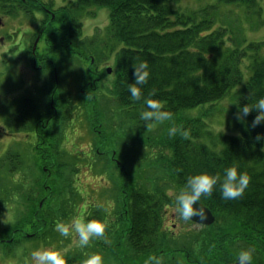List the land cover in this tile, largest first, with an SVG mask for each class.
<instances>
[{
    "label": "trees",
    "instance_id": "trees-1",
    "mask_svg": "<svg viewBox=\"0 0 264 264\" xmlns=\"http://www.w3.org/2000/svg\"><path fill=\"white\" fill-rule=\"evenodd\" d=\"M179 1L75 2L80 8H107L110 36L122 44L116 54L119 78L113 94L121 114L116 126L125 125L123 122L128 119L129 128L131 124L134 127L133 123L137 127L146 126L140 119L142 111L146 110L143 103L132 101L128 92V85L135 80L133 64L141 61L148 62L150 72L148 82L142 88L143 96L147 97L155 89L157 94L152 99L162 103L164 110L172 115L170 121L154 124L150 128L155 131L158 127L166 126L167 132L164 138L149 135L148 141L152 147L160 150L157 151V159L149 158L142 176L137 178L132 174L130 177L121 168L123 183L119 189L121 198L114 244L117 247L118 242L122 241L127 250L167 257L166 264H232L237 252L251 248L253 264H264V139H255L257 135L264 137V122L253 127L258 114L253 110L244 117L239 126L242 129L237 135H214L202 118L208 116V113L204 114V107L227 97L232 98L237 111V105L252 106L264 98V53L261 55L264 40H242L237 44L225 28L212 29L214 21L207 18L209 14L206 11L200 14L202 18L197 13H184L175 7ZM217 2L240 4L248 10L257 8V13L262 10L257 4L258 0ZM250 52L252 55L249 56ZM248 57L250 62L245 73L242 65ZM197 107H200V114L192 116L189 112ZM121 127L127 130L126 126ZM173 128L175 134H170ZM0 162H3V158ZM233 165L250 178L244 194L226 201L221 197L218 184L210 198L200 201L213 213L214 223L198 225V230L186 233V239L179 242L171 228L165 226L167 209L174 207L175 200L168 191L173 190L177 195L188 176L203 172L222 175L224 168ZM71 166L73 170L77 169L73 163ZM58 170L62 187L57 200H62L61 205L67 198L65 188L70 186L73 170L66 178L62 173L67 170ZM17 171L18 167H15L12 172ZM3 202L0 200V211ZM47 211L41 215V209L35 211L41 225L40 231L45 227L47 230L57 222L51 209ZM173 215L170 214V219ZM26 220L29 219L17 218V224L13 225L17 228L30 225L24 222ZM178 256L183 257L180 263L176 259ZM146 258L137 261L123 257L121 260L125 264H146ZM68 264H80V261L70 256Z\"/></svg>",
    "mask_w": 264,
    "mask_h": 264
},
{
    "label": "rangeland",
    "instance_id": "rangeland-1",
    "mask_svg": "<svg viewBox=\"0 0 264 264\" xmlns=\"http://www.w3.org/2000/svg\"><path fill=\"white\" fill-rule=\"evenodd\" d=\"M51 2L54 11L67 9L64 7L66 5L71 8L73 23H76V25L73 24V30L76 32L81 29L82 32L79 37L73 39L78 43V46L74 49V55L67 56L71 58V62L65 66L58 63V67L61 68L59 73L65 69L62 73L67 76L62 77V81L72 84L73 94L72 97H69L70 102L66 103L64 99L59 105L55 103L58 110L57 116L49 124V130H41L42 148L44 146L48 148L46 143L52 142V140H56L55 142L58 143V147H54L52 161L48 158L33 160L34 157L38 158L37 155H34L33 150L29 154L26 153L24 160L20 161L19 158L17 160L20 148L18 149V145L13 140H8L5 137L6 133L4 134L6 131L16 134V137L21 136L20 131L18 132L5 124L3 96L6 77H0V158L5 154V148L10 145L9 155H12L9 157V162H5V159H3L4 162H0V200L4 201L1 205L2 213L0 215L1 238L7 240L15 233L16 240L19 239L14 245H6L8 241L0 242V264H24L25 258L30 257L31 251L42 245L53 247L69 245V240L60 237L53 230L55 223L47 230L45 227L43 231H40L41 225L32 219L35 211L39 209H41L40 215L46 214L47 210L51 209L50 212L55 215L56 221H68L77 215L85 216L89 220L94 217L95 219H102L104 216L110 217L111 223L106 229L103 239L92 241L91 246L85 250L73 248L70 256L77 257L80 264L85 253L93 252L102 254L105 264H125L121 260L123 257L137 259V261H142L147 257L146 260H148L149 255L127 250L122 241L118 242L117 247L114 244L117 236L114 232L117 227L116 218L120 209L119 189L123 183L120 174L121 168H123L130 177L132 174L137 178L142 176L143 168L150 160L149 158L157 159V151L160 150L152 147L148 141L149 135L164 138L167 127H158L152 131L151 127L146 129V126L137 127L136 123H133L135 128H132V124L129 128V119L123 122L125 125H121L126 126L127 130L116 126L121 115L119 103L113 95L112 84L114 85L116 77L107 76L103 69L106 66L112 70L113 74L117 72L116 54L122 44L112 39L108 31L109 10L95 6L80 8L76 6V0H51ZM2 4L3 0H0V17L5 10ZM257 4L262 9L259 13H257V8L248 10L240 4H222L217 0H180L175 7L184 13H197L199 18H202L200 14L206 11L209 14L207 18L214 21L212 29L225 28L229 36H232L239 44L242 40L248 42L264 40V0H258ZM40 18L49 21L48 16L40 15ZM59 28L60 23L54 24L50 28L51 32L47 30L43 38L49 35V40L55 41ZM58 53L45 49V46L42 48L43 58L55 60L65 56L63 51L58 50ZM263 53L262 51L261 55ZM250 55H252L251 52ZM91 57L100 59V64L106 62L103 67L101 66L97 70L99 73L96 72L97 66H91ZM249 62L248 57L242 65L245 73ZM88 65L90 72L87 77H83ZM98 74L102 75L101 80L93 88L92 83ZM44 85L50 93L54 86L53 77H47ZM83 90L84 93L88 92L89 94L83 96ZM49 101L48 97L44 108L50 113ZM232 101V98L227 97L203 108L206 111L204 114L208 113V116H202V118L208 124L209 131L214 135L218 133L237 135L240 133L242 128L239 126L244 119L243 121L237 119L238 111ZM230 103L232 104L229 105ZM199 109L200 107L193 108L189 113L192 116H197L200 114L198 113ZM127 133L129 134L126 136ZM9 135L11 134L9 133ZM82 149H85L89 155L82 154ZM42 154L44 155V153ZM72 163L76 165L77 169L73 170ZM15 167H18V171L13 173ZM60 168L67 170L66 173H62L65 178L70 175L69 171L73 170L69 179L70 186L65 188L67 194L64 195L67 198L61 205L59 204L62 200H57L58 191L62 187L58 174ZM140 168L142 169L139 170ZM168 193L175 199L176 193L173 190H169ZM31 198L32 202H30ZM28 205L34 209V213L31 212ZM172 209L173 207L167 209L165 226L171 228L173 236L179 242H183L186 239V233L190 234L189 232L198 230V224L184 222ZM172 213L174 215L170 219ZM26 217L29 220L24 222H29L30 225H22L17 228L15 226L17 218L21 220ZM14 223L15 225H13ZM43 226L45 225L43 224ZM24 239L31 240L23 241ZM18 243L20 244L18 245ZM162 258L166 264L167 257ZM176 259L180 263L183 257L178 256ZM129 264L136 263L130 262Z\"/></svg>",
    "mask_w": 264,
    "mask_h": 264
},
{
    "label": "flooded vegetation",
    "instance_id": "flooded-vegetation-1",
    "mask_svg": "<svg viewBox=\"0 0 264 264\" xmlns=\"http://www.w3.org/2000/svg\"><path fill=\"white\" fill-rule=\"evenodd\" d=\"M2 5L5 10L0 17V77H6L3 96L4 120L6 126L20 131L21 136L16 137V134L6 131L4 134L6 133L8 140H13L18 145V149L20 148V161L24 160L26 153L29 154L31 150L38 156L33 160L48 158L52 161L54 147H58V143L52 140L46 143L48 148H42L41 130H49V124L57 116L55 103L59 105L64 99L66 103L70 102L69 97L73 94L72 84L62 81V77H67L62 73L65 69L59 73L61 68L58 67V63L65 66L71 62V58L67 56L74 55V49L78 46L73 40V17L67 5L64 6L67 9L54 11L51 0H3ZM40 15L48 16L49 21L41 19ZM57 23H60V28L59 33H56V40L50 41L49 35L46 36L47 39L43 38L44 33L47 30L51 32L50 28ZM43 46L45 49L56 51V54H59L58 50L63 51L65 56L55 60L43 58ZM90 63L93 67L97 66L96 72L99 73L97 70L106 62L100 64V59L97 61L92 58ZM103 71L107 76L117 77L112 71L109 72L106 66ZM89 72L88 65L83 77H87ZM47 77H53L54 86L50 93L44 85ZM101 77V74L97 75L92 83L93 88L100 82ZM82 93L83 96L89 94L84 93V90ZM48 97L50 113L44 108ZM10 146L5 148L4 153L9 152ZM82 154L89 155L85 149H82Z\"/></svg>",
    "mask_w": 264,
    "mask_h": 264
},
{
    "label": "clouds",
    "instance_id": "clouds-1",
    "mask_svg": "<svg viewBox=\"0 0 264 264\" xmlns=\"http://www.w3.org/2000/svg\"><path fill=\"white\" fill-rule=\"evenodd\" d=\"M135 80L128 85L130 99L134 102H142L145 109L140 115V119L145 122L146 129L154 124H162L170 121L172 115L165 111L162 103L152 99L156 96V90L153 89L147 97L143 96L142 88L149 79V65L147 61H141L133 64ZM230 103L229 105H231ZM237 105V104H236ZM238 106L237 119L243 121L251 111H257L253 121V127L264 122V98H260L254 105ZM225 126L223 128V132ZM175 129H170V134H175ZM186 136L187 133H184ZM257 141L264 139L261 135L255 138ZM249 176L233 165L223 169L222 175L209 174L207 172L188 176L181 191L176 195L173 202V212L184 222L193 221L192 217H199L198 223L207 220L208 214L200 201L202 198H210L214 189L219 184V190L222 199L235 200L244 194L249 184ZM199 202L200 207L194 208V203ZM111 219L104 216L102 219H87L85 216L77 215L68 221L60 220L55 222L54 231L70 243L63 247H53L42 245L31 251L30 257L25 258L24 264H68L73 248L85 250L91 246V242L105 237L106 229L110 226ZM81 264H105L102 254L98 252L85 253ZM146 264H163V258L160 256H150ZM235 264H253V249H243L236 253Z\"/></svg>",
    "mask_w": 264,
    "mask_h": 264
},
{
    "label": "water",
    "instance_id": "water-1",
    "mask_svg": "<svg viewBox=\"0 0 264 264\" xmlns=\"http://www.w3.org/2000/svg\"><path fill=\"white\" fill-rule=\"evenodd\" d=\"M201 204H202V203H201ZM202 205H203V204H202ZM203 206H204L205 208H207L205 205H203ZM193 207H194V208H196V207H200L199 202L194 203ZM206 212H207V214H208V218H207L206 221H204L203 223H198V222H199V217L194 216V217H192V220H193L192 222L197 223V224H200V225H205V226H209V225L213 224L214 221H215V217L213 216L212 212H211L208 208L206 209ZM234 264H235V263H234Z\"/></svg>",
    "mask_w": 264,
    "mask_h": 264
}]
</instances>
